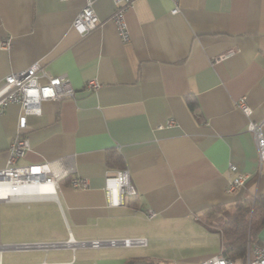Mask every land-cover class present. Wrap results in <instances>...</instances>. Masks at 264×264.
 Here are the masks:
<instances>
[{
  "label": "crops",
  "instance_id": "1",
  "mask_svg": "<svg viewBox=\"0 0 264 264\" xmlns=\"http://www.w3.org/2000/svg\"><path fill=\"white\" fill-rule=\"evenodd\" d=\"M83 3L0 0V83L37 63L75 90L73 98L42 101L20 132L19 104L4 108L0 169L18 132L30 148L17 165L70 157L89 184L76 190L66 177L55 198L0 201V264H198L220 254L221 234L205 223L206 210L264 198V162L246 130L264 119V0H135L124 12L127 42L110 18L112 0L94 2L100 25L79 35L71 24ZM90 80L100 88L85 90ZM242 97L248 117L235 106ZM187 98L196 100L198 118ZM113 153L122 168L108 166ZM229 164L246 176L232 194ZM124 168L136 193L110 206L104 178ZM10 210L15 219L3 220ZM2 220L15 237L2 232ZM125 238L147 245H79ZM257 238L264 246V227ZM69 241L76 245L9 248Z\"/></svg>",
  "mask_w": 264,
  "mask_h": 264
},
{
  "label": "built area",
  "instance_id": "2",
  "mask_svg": "<svg viewBox=\"0 0 264 264\" xmlns=\"http://www.w3.org/2000/svg\"><path fill=\"white\" fill-rule=\"evenodd\" d=\"M69 1V0H59ZM96 0H83V6L72 21L71 26L79 35H84L100 25L94 10L93 4ZM114 10L111 20L115 26L117 35L122 42L129 40L124 12L131 8L135 0H112ZM176 2L177 0H171ZM171 14L178 12L177 6L171 9ZM8 42H2L1 48H7ZM44 79V81H41ZM101 84L95 80L86 82L84 89L95 91ZM75 90L70 86L68 80L60 76L47 75L39 64L34 63L19 72L7 74L0 83V114L4 108L11 103L19 104L20 114L17 120V129L26 127V119L29 115H39L41 112V102L46 100H61L63 98H73ZM235 106L245 115L251 114L250 107L245 103L244 98H240ZM174 121L168 120L167 125H172ZM163 128L162 125L157 129ZM246 130L252 133L257 149L259 162H264V119L260 121H249ZM29 140L25 135L16 133L10 141L7 150V160L4 167L0 169V201L28 200L39 198H55L58 183L63 178L69 177V184L76 190L87 189L89 184L85 178L75 174L73 161L70 157L59 158L50 162L17 165L25 151L29 150ZM235 176L228 182L226 192L234 193L239 188L244 187L246 176L237 171L233 164H229ZM104 192L108 205L120 206L123 204L125 195L133 196L136 191L132 186L127 170L121 169L114 175H107L104 178ZM153 216V212L148 213V218ZM76 245L75 242L67 243H46V244H21L14 245L16 249L57 248L62 246ZM83 243H79L82 245ZM147 245L145 238H125L121 240L92 241L91 247L99 246H124V247H144ZM83 246V245H82ZM45 264V263H42ZM198 264H237L222 253L214 255ZM244 264H264V246L250 244L247 246Z\"/></svg>",
  "mask_w": 264,
  "mask_h": 264
},
{
  "label": "trees",
  "instance_id": "3",
  "mask_svg": "<svg viewBox=\"0 0 264 264\" xmlns=\"http://www.w3.org/2000/svg\"><path fill=\"white\" fill-rule=\"evenodd\" d=\"M186 103L198 118L196 100L187 98ZM107 164L110 167H123L122 160L116 153L108 154ZM260 200L252 201L251 198L243 197L233 204L232 210L217 205L205 212V223L221 234V253L234 262L244 261L250 244L261 245L257 235L264 227V198Z\"/></svg>",
  "mask_w": 264,
  "mask_h": 264
},
{
  "label": "rangeland",
  "instance_id": "4",
  "mask_svg": "<svg viewBox=\"0 0 264 264\" xmlns=\"http://www.w3.org/2000/svg\"><path fill=\"white\" fill-rule=\"evenodd\" d=\"M2 208L4 209H8V208H12L14 209L15 207V204H4L2 203ZM2 219L3 220H9L11 218H14L15 219V210H10L9 212H4L3 211V214H2ZM2 220V221H3ZM2 232L4 234H9L10 236H13L15 237V226H10V224H6L4 221H3V224H2ZM245 260V259H244Z\"/></svg>",
  "mask_w": 264,
  "mask_h": 264
},
{
  "label": "water",
  "instance_id": "5",
  "mask_svg": "<svg viewBox=\"0 0 264 264\" xmlns=\"http://www.w3.org/2000/svg\"><path fill=\"white\" fill-rule=\"evenodd\" d=\"M82 245H83V246H87V247H89V246H90V242H83ZM9 248H10V249H13V250L16 249L14 246H10Z\"/></svg>",
  "mask_w": 264,
  "mask_h": 264
},
{
  "label": "bare ground",
  "instance_id": "6",
  "mask_svg": "<svg viewBox=\"0 0 264 264\" xmlns=\"http://www.w3.org/2000/svg\"><path fill=\"white\" fill-rule=\"evenodd\" d=\"M1 194H4L3 192H0Z\"/></svg>",
  "mask_w": 264,
  "mask_h": 264
}]
</instances>
